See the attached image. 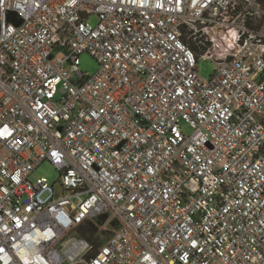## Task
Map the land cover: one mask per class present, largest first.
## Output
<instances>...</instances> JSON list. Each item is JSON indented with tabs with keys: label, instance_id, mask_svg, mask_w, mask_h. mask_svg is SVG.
Listing matches in <instances>:
<instances>
[{
	"label": "built area",
	"instance_id": "2783aa9c",
	"mask_svg": "<svg viewBox=\"0 0 264 264\" xmlns=\"http://www.w3.org/2000/svg\"><path fill=\"white\" fill-rule=\"evenodd\" d=\"M0 264H264V0H0Z\"/></svg>",
	"mask_w": 264,
	"mask_h": 264
},
{
	"label": "rangeland",
	"instance_id": "374dc122",
	"mask_svg": "<svg viewBox=\"0 0 264 264\" xmlns=\"http://www.w3.org/2000/svg\"><path fill=\"white\" fill-rule=\"evenodd\" d=\"M91 22L95 23L97 21V16L92 15ZM80 58V68L86 73L89 74L95 73L99 68L98 61L89 53V52H83L79 56ZM198 71L199 73L205 77L209 78L216 69V62L211 57V55H208L207 57H200L197 61ZM58 99V98H57ZM184 131L186 133H192L193 128L185 123L184 124ZM60 176V172L57 170V168L51 164L49 161H43L41 164H39L30 174L31 180H36L39 177H47L50 181H56L58 180ZM199 185V179L196 177H193L190 182H187L185 184V188L190 192H195ZM60 190V187L57 185V191Z\"/></svg>",
	"mask_w": 264,
	"mask_h": 264
},
{
	"label": "trees",
	"instance_id": "16d2710c",
	"mask_svg": "<svg viewBox=\"0 0 264 264\" xmlns=\"http://www.w3.org/2000/svg\"><path fill=\"white\" fill-rule=\"evenodd\" d=\"M95 231L92 229L91 233H90V236H88L86 234V232H84V235H86L89 239L94 235Z\"/></svg>",
	"mask_w": 264,
	"mask_h": 264
}]
</instances>
